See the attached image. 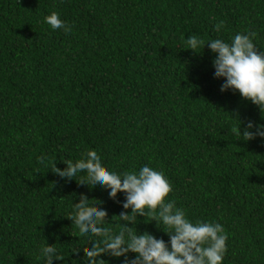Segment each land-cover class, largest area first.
<instances>
[{
    "label": "trees",
    "instance_id": "16d2710c",
    "mask_svg": "<svg viewBox=\"0 0 264 264\" xmlns=\"http://www.w3.org/2000/svg\"><path fill=\"white\" fill-rule=\"evenodd\" d=\"M52 11L72 30L45 23ZM237 31L264 49V0H0V264H43L44 243L72 264L81 193L119 214L123 193L53 173L89 149L109 170H162L189 219L223 224L222 264H264V140L232 132L264 112L219 90L207 45L186 49ZM148 220L137 231L167 241Z\"/></svg>",
    "mask_w": 264,
    "mask_h": 264
},
{
    "label": "clouds",
    "instance_id": "9594fccd",
    "mask_svg": "<svg viewBox=\"0 0 264 264\" xmlns=\"http://www.w3.org/2000/svg\"><path fill=\"white\" fill-rule=\"evenodd\" d=\"M43 20L53 30H72L71 25L62 20L56 11L45 15ZM222 25L223 21L215 23L213 30L219 32ZM255 37L254 31H237L227 40L216 37L209 38L205 43L195 34L185 40L186 49L197 53L195 49L207 45L213 54V77L222 78L221 92H238L242 99L255 105L262 113L264 49L257 47ZM234 119L238 121V126L233 127V133L245 140H264V123ZM63 164V168L52 165L53 173L58 177L67 180L78 177V184L91 189H106L112 200L118 193L124 195V199L119 201L121 211L111 217V222L107 210L100 206L101 201L81 193L72 203L74 211L67 217L80 238V243L69 247L75 257L72 264H109L104 257L119 259L120 264H222L227 250V232L223 224L215 220L189 219L186 210L178 207L175 199H167L172 185L162 170L149 164L132 170H109L95 149H89L83 158L66 160ZM81 173L83 175H79ZM138 216L148 217V222L154 221L168 240L155 237L148 231L138 232ZM117 220L118 230H115L113 224ZM89 244L86 249L81 247ZM81 252L83 259L80 258ZM36 259H42L43 264H53L64 257L53 244L44 243Z\"/></svg>",
    "mask_w": 264,
    "mask_h": 264
}]
</instances>
